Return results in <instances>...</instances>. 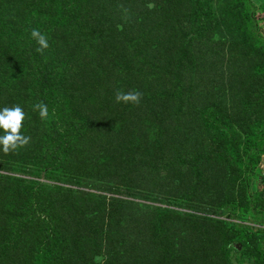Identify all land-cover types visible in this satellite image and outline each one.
I'll list each match as a JSON object with an SVG mask.
<instances>
[{
    "label": "rangeland",
    "instance_id": "rangeland-1",
    "mask_svg": "<svg viewBox=\"0 0 264 264\" xmlns=\"http://www.w3.org/2000/svg\"><path fill=\"white\" fill-rule=\"evenodd\" d=\"M168 1L75 0L72 5L71 0H24L12 11L0 0L6 27L16 26L19 19L28 21L32 14L66 17L60 7L69 16L74 13L62 31L42 33L50 49L66 52L62 87L79 96L71 106L73 119L64 127L69 140L82 137L83 156V162L76 158V163H67L58 181L48 179V190L39 191L33 203L27 187L21 186L23 178L31 179L27 171L0 170L17 177L13 184L0 179V264H34L38 248L46 249L53 264H89L88 256L98 253L100 264H219L222 250L216 243L228 235L220 204L233 195H240L242 205L247 200L241 183H223V165L229 164L223 160L226 150H221L228 147L208 121L212 115L205 118L207 129L201 113L217 103L218 111L231 114L232 92L260 107L264 78L251 72L254 63L238 36L221 28L225 13L221 15L217 5L207 9L206 0H200L192 24L179 18ZM246 1L256 10L249 7L244 15L256 20L264 40V0H245L243 6ZM180 8L193 9L188 4ZM31 29L15 44L16 55L26 63L21 61L15 78L1 72L11 92L17 91L18 73L29 80L26 53L34 61L37 45ZM156 38L158 48L167 49L161 51L162 62L152 67L136 48ZM182 40L193 42L195 50H182L190 57L177 54L174 62ZM117 92H139V101H118ZM28 99L30 105L27 99L13 103L25 113L21 133L26 117L29 123L40 118L38 109H32L33 99ZM88 118L89 124L83 125ZM48 119L43 122L51 125ZM246 129L247 124L240 130ZM44 132L43 138L53 134L51 127ZM24 133L28 143L8 153L21 155L35 146L31 132ZM250 178L254 203L264 210V155ZM231 179L232 174L226 181ZM187 183V192L181 194ZM152 195L160 199L149 198ZM156 213L162 216L156 218ZM156 225L168 234L159 236ZM231 260L239 264L235 256Z\"/></svg>",
    "mask_w": 264,
    "mask_h": 264
},
{
    "label": "trees",
    "instance_id": "trees-1",
    "mask_svg": "<svg viewBox=\"0 0 264 264\" xmlns=\"http://www.w3.org/2000/svg\"><path fill=\"white\" fill-rule=\"evenodd\" d=\"M9 3L11 10L15 11L20 7L24 0H4ZM72 5L75 0H71ZM170 1V2H169ZM168 3L171 9L179 11V18H185L192 24L196 21V14L198 11V3L200 0H169ZM245 0H206L207 9H212L217 5V9L224 15L225 18L222 21L221 28H225L226 34L231 36H238L237 41L241 47L249 50V61L254 64L251 66V72L264 78V40L259 37L257 23L254 18L244 13L248 12L250 7L253 12L256 8L254 4ZM82 3H80L81 5ZM191 5L193 9H189L190 12H182L180 6ZM5 5V4H4ZM242 5L241 9L238 6ZM7 6V4H6ZM66 17L54 18L52 16H40L34 15L28 19H19L15 21L16 26H5L2 24L3 15L0 13V73L4 71L9 73L13 78L16 77L18 69L21 67V61L26 63L21 56H17L16 52L18 46L15 45L19 37L27 35V29L37 28L40 32L44 30H58L65 29L63 24L67 20H73L75 18L74 13L70 16L67 15V11L64 7L57 8ZM0 10H4V6H0ZM91 10L88 13L86 21H90ZM99 19V18H98ZM82 14L79 17L78 24L81 23ZM62 26V27H60ZM78 27L76 32H78ZM20 34L17 36L16 33ZM245 39V40H244ZM159 39H155L152 44H143L136 49L142 53L143 61L146 64H151L152 67H156L153 63L162 62L161 51L167 49L165 45L158 48ZM35 46L34 61L30 58V52L26 53L28 78H24L22 73L17 76L18 83L15 86V92H11L9 86H6V76L1 73L2 80L0 81V108L12 107L14 101L24 104V99L30 101L28 97L32 98V104L43 102L47 105L48 116L51 119V125H47L41 118L38 120H31L26 117L27 121L22 126V133L31 132L33 135V141L35 146L31 144L27 151H24L21 155L17 152H11L8 154L0 155V170L12 171L17 167L24 169L31 179L23 178L21 186L27 187V192L30 194V201H35V195L41 191H47L46 186L48 179L52 181H58V177L63 173L67 163H76L75 159L78 158L83 162L82 156V143L77 137L73 140L68 139V134L64 125L66 122H71L73 119V111L71 115L72 105L78 98V93L75 90L69 89L68 86H63L62 83L65 79L66 72L64 64L66 52L58 53L56 50H52L49 47L44 49L43 52H37ZM190 51L195 50V44L182 40L173 53L172 60L175 62L177 54L180 56L190 57V53L182 50ZM181 53V54H180ZM33 55V54H32ZM26 84L27 88L23 86ZM232 92L229 97L231 103V114H228L225 110L218 111L219 104L213 103V106L206 105L207 112L201 113L202 119L206 123L204 125L209 129V124L206 121L208 115H212L208 121L212 123L213 129L220 133V137L224 140L228 148L226 155L223 157L225 163L229 165H223L225 173L223 176L232 174V179L226 181L224 184L241 183L245 187L244 194L246 196L245 205L240 204V195H233L231 200L223 201L220 204L222 215L225 217L224 223L226 225L228 235L223 238L222 244L217 242L219 249L222 250L220 259L217 261L219 264H232V256H235V262L239 264H264V210L255 205L253 200V194L250 193L251 176L257 174V165L261 161L264 155V95L259 99L261 103L260 107H253V102H247L240 94ZM10 97L13 100H10ZM250 99V98H248ZM247 113L249 116L245 117ZM71 115V116H70ZM244 120L247 121L248 129L241 131L246 124L243 125ZM29 123V125H28ZM89 124V118L83 123V125ZM51 127L52 135L43 138L44 131ZM218 134V133H217ZM23 135H26L24 133ZM105 158L111 164L112 160L107 153H103ZM16 155L21 160L17 162ZM179 165H184L180 163ZM210 168L209 170H211ZM196 171V170H195ZM17 177H10L0 173V179H3L4 183L13 184ZM51 184V183H50ZM189 184L187 183L186 189H182L181 194L187 192ZM248 191V193H247ZM150 196L157 200L159 197ZM162 200V199H161ZM147 201H150L147 200ZM163 201V200H162ZM186 201V200H184ZM150 205V204H149ZM166 211L165 209H161ZM162 216V213H156V218ZM42 219L46 222L44 216ZM165 224L168 225V219H165ZM149 230V229H148ZM156 233L159 236L167 235L166 231H163L162 226H155ZM150 231V230H149ZM151 232V231H150ZM160 233V234H159ZM98 237L101 233H97ZM219 236L217 235V240ZM101 240V238H98ZM48 252L45 248H38L36 256L34 258V264H53L52 259H48L46 256ZM51 256V254H49ZM100 256V253L88 256L90 258L89 264H100V261H94V257ZM224 256V259L222 257ZM176 258V257H175ZM222 259V260H221Z\"/></svg>",
    "mask_w": 264,
    "mask_h": 264
},
{
    "label": "clouds",
    "instance_id": "clouds-1",
    "mask_svg": "<svg viewBox=\"0 0 264 264\" xmlns=\"http://www.w3.org/2000/svg\"><path fill=\"white\" fill-rule=\"evenodd\" d=\"M147 7L151 8L152 4L149 3ZM30 36L35 39L38 45L36 48L37 52H43L44 49L48 48V41L39 29L32 28ZM139 97V92H117L116 94V99L122 102L136 103L139 101ZM32 109L34 111L38 109V114L42 120L48 116L47 105L43 102L32 105ZM24 117L25 113L19 105H13L10 108H0V151L8 153L11 150H15L18 146H23L28 143L29 137L20 132L21 122ZM93 259L94 261H100L102 258L96 256Z\"/></svg>",
    "mask_w": 264,
    "mask_h": 264
}]
</instances>
